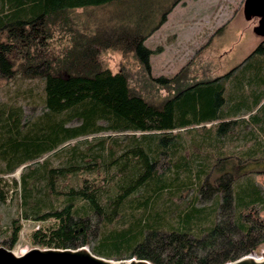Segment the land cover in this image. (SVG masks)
Segmentation results:
<instances>
[{
	"label": "trees",
	"instance_id": "1",
	"mask_svg": "<svg viewBox=\"0 0 264 264\" xmlns=\"http://www.w3.org/2000/svg\"><path fill=\"white\" fill-rule=\"evenodd\" d=\"M123 1L0 0V29L10 40L24 22L55 23L63 12ZM164 3L136 0L126 23L120 13L94 31L72 27L70 47L58 55L32 46L27 59L41 56L55 66L43 80L42 112L25 117L20 106L0 107V175L26 165L15 196L18 214L6 228L13 243L21 219H53L31 233L34 244L91 245L92 253L115 260L225 264L264 246V188L253 177L264 174L258 61L244 65L227 98L224 82L201 81L158 101L143 94L150 81L133 77L126 65L112 73L101 64L106 49L141 50L168 13ZM10 44L0 42L2 62ZM240 126L249 128L244 136L253 145L227 153L230 133ZM105 132L93 143L78 140ZM53 157L60 163L53 165Z\"/></svg>",
	"mask_w": 264,
	"mask_h": 264
},
{
	"label": "rangeland",
	"instance_id": "2",
	"mask_svg": "<svg viewBox=\"0 0 264 264\" xmlns=\"http://www.w3.org/2000/svg\"><path fill=\"white\" fill-rule=\"evenodd\" d=\"M158 1L165 2L164 5L170 8L165 18H162L161 25L147 35L141 50L124 54L118 47L106 49L100 59L102 66L112 73L126 65L130 73L134 74L133 77L138 75L149 80L152 85L145 86L143 94L150 101L171 97L177 89L201 81L224 82V96L227 98L235 82L242 81L243 72L240 70L247 62L258 61L264 68V35L256 31L259 26L258 17L246 18V0ZM135 2L124 0L83 8L75 13L68 12L70 16L63 12L55 23L50 24H46L44 19L24 22L22 31L10 40L7 39V29H0V42L11 43L5 48L4 61L0 60V107L20 106L25 117L41 113L43 80L54 65L41 56H36L32 61L27 59L29 54L35 53L32 46H36L44 55L61 54L70 47L72 30L80 26L81 30L94 31L99 22L114 24L117 21L112 19L120 13L117 18L121 17L122 23H126L128 18L134 16L132 12L126 13L128 6L133 7ZM61 19L70 21L71 28H75L68 29L67 24L61 23ZM159 19L160 16L154 23ZM29 39L32 40L30 43ZM131 84L135 82L131 81ZM239 128V131L235 129L230 133L229 141L224 146L227 153H240L253 145L244 136L249 128ZM108 134L85 135L78 140L93 143L95 139ZM113 135L125 137L121 133ZM76 143L77 140H73L66 146L68 148ZM47 156L33 161L31 166L36 165V162L41 163ZM51 160L53 165L60 163L58 157ZM24 171L26 165L12 173L0 175V247L18 255L35 247L49 248L34 244L31 233L40 228L47 229L55 223L53 219H21L18 239L16 243L11 241L6 228L18 214L15 196L19 191L20 175ZM253 177L264 188V174L253 173ZM260 216L264 220V209ZM86 247L90 249L91 245ZM251 254L258 259L264 258V246H258Z\"/></svg>",
	"mask_w": 264,
	"mask_h": 264
},
{
	"label": "water",
	"instance_id": "3",
	"mask_svg": "<svg viewBox=\"0 0 264 264\" xmlns=\"http://www.w3.org/2000/svg\"><path fill=\"white\" fill-rule=\"evenodd\" d=\"M246 18L256 16L259 26L256 31L264 35V0H246L244 5ZM0 264H151L148 260L131 258L115 260L98 256L86 246L72 248H32L23 254L0 247ZM225 264H264V258L258 259L252 254L243 256Z\"/></svg>",
	"mask_w": 264,
	"mask_h": 264
}]
</instances>
